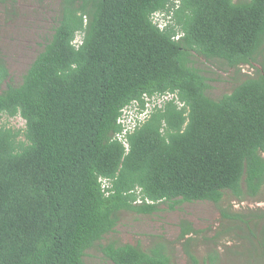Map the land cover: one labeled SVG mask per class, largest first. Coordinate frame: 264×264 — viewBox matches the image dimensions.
Wrapping results in <instances>:
<instances>
[{
  "label": "trees",
  "instance_id": "obj_1",
  "mask_svg": "<svg viewBox=\"0 0 264 264\" xmlns=\"http://www.w3.org/2000/svg\"><path fill=\"white\" fill-rule=\"evenodd\" d=\"M157 11L170 16L163 29ZM263 54L264 0H61L22 83L0 92V114L26 122L0 124V264H86L90 249L115 264H178L161 235L148 249L110 237L123 211L264 190V68L215 99L195 64L240 72ZM9 78L0 52V82ZM168 91L186 106L167 101L123 134L125 108ZM220 211L218 235L246 227L254 244L255 229L264 234L263 210ZM179 226L187 264H200L191 247L201 230Z\"/></svg>",
  "mask_w": 264,
  "mask_h": 264
},
{
  "label": "rangeland",
  "instance_id": "obj_2",
  "mask_svg": "<svg viewBox=\"0 0 264 264\" xmlns=\"http://www.w3.org/2000/svg\"><path fill=\"white\" fill-rule=\"evenodd\" d=\"M60 2L61 0H0V52L11 74V78L0 82V92L7 88L8 83H22L23 76L54 32ZM155 20L162 23L161 14H157ZM80 40L79 35L77 41ZM195 64L210 79L209 95L218 99L231 93L237 84L249 75H254L257 69L264 68V54L258 56L253 64L243 65L240 72L230 68L222 60L207 61L196 57ZM125 112L136 115L138 109L132 104ZM25 123L24 118L19 115L10 117L0 114V124L24 129ZM160 207L153 214L121 212L120 221L110 238L121 243L139 242L143 248L148 249L155 237L161 235L172 241L173 260L178 264H187V252L178 237L179 222L189 219L201 230L193 235L191 247V251L200 259V264H206L204 260L215 250L219 252V264H264V234L261 225L255 229L254 244L243 235L245 231L250 233L246 227L245 231L234 229L217 234L222 230L221 207H230L244 214L264 211V190L256 198L247 197L244 200L226 192L219 206L211 201L195 200L178 204L174 208L167 202H162ZM85 263L115 264L105 258L99 249L88 250Z\"/></svg>",
  "mask_w": 264,
  "mask_h": 264
},
{
  "label": "built area",
  "instance_id": "obj_3",
  "mask_svg": "<svg viewBox=\"0 0 264 264\" xmlns=\"http://www.w3.org/2000/svg\"><path fill=\"white\" fill-rule=\"evenodd\" d=\"M154 23H156L161 29L165 27V23H159L155 19L153 20ZM143 99L146 102V107L144 110H140V102L139 101H134L133 104L136 106L138 109V113L136 115H129L125 110H123L122 115L118 118V122L121 123L124 127L123 134H126L127 131L134 129L137 125L138 122L144 121L147 117L150 116L151 112L156 108V107H162L164 103L167 101H175L176 104L180 108L185 107L186 104L184 101H182L179 98V95L177 92H165V93H160V94H154V95H149V94H144ZM139 122V123H140ZM125 144L128 146V144L125 141Z\"/></svg>",
  "mask_w": 264,
  "mask_h": 264
},
{
  "label": "clouds",
  "instance_id": "obj_4",
  "mask_svg": "<svg viewBox=\"0 0 264 264\" xmlns=\"http://www.w3.org/2000/svg\"><path fill=\"white\" fill-rule=\"evenodd\" d=\"M157 14H161V20H162V23H165L167 24L168 23V20H169V15H167V13L165 12H161V11H157V12H154L151 16L152 20L156 19V15Z\"/></svg>",
  "mask_w": 264,
  "mask_h": 264
}]
</instances>
